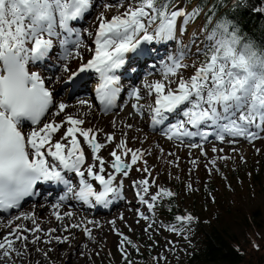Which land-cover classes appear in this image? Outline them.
Segmentation results:
<instances>
[{"label":"snow or ice","instance_id":"obj_1","mask_svg":"<svg viewBox=\"0 0 264 264\" xmlns=\"http://www.w3.org/2000/svg\"><path fill=\"white\" fill-rule=\"evenodd\" d=\"M227 5L0 0V264H54L53 246L71 244L77 232L98 244L91 255L99 256L103 242L94 232L104 225L78 213L121 203L132 223L124 212L107 221L121 264H141L144 249L157 248L154 237L163 231L191 244L197 217L176 214L164 223L157 216L172 212L181 193L158 183L149 158L184 172L179 153L186 150L192 167L181 191L194 195L206 186L196 187L192 178L201 167L226 180L222 163L237 156L246 163L241 140L253 147L264 140V50L245 40L234 15L220 11ZM231 5L232 12L250 7L264 14V0ZM157 45L174 50L158 57ZM89 73L94 95L70 103L87 87ZM104 117L110 130L101 126ZM157 135L175 150L150 142ZM133 224L151 243L133 239ZM175 244L166 240L165 252L149 264H168Z\"/></svg>","mask_w":264,"mask_h":264},{"label":"rangeland","instance_id":"obj_2","mask_svg":"<svg viewBox=\"0 0 264 264\" xmlns=\"http://www.w3.org/2000/svg\"><path fill=\"white\" fill-rule=\"evenodd\" d=\"M260 1L262 3V0ZM195 3L196 0H189V8ZM192 30L190 26L189 32ZM173 50L171 47H162V52H165L163 56ZM148 71L150 70L145 69V72L141 71L140 78H143V74H146ZM92 78L93 76H88L85 79L87 81L86 91L82 89L83 91L79 92L77 97H73L70 103L75 104L76 99L79 98H90L87 91L91 90L89 82ZM135 82L138 86L139 79H136ZM124 100H126V96ZM102 127L110 130L107 125H103ZM145 130L147 131L146 126ZM131 135H136V133H130ZM153 137L154 139L151 142L158 140L161 146L166 149L175 150V146L172 143L165 141L158 135ZM130 146L136 147L139 145L138 143H130ZM237 147L240 149V155L246 158V163L241 162L239 156H237L234 162L229 161L226 166L222 163L221 170L223 176L227 177L226 180L218 174L208 177L203 167H201L192 178L198 181L196 187H201V184L204 182H206V186L194 195H185L181 191L183 184L186 182L185 174L192 167L186 159V150L179 153L182 158H185L181 164V167L185 170L184 172L178 173L176 169L165 165L163 160L157 161L155 157L149 158V163L155 164L157 171L160 173L158 183L181 193L178 198L174 199L179 208L177 214L191 213L198 218V222L192 226L190 233L191 244L167 231L156 235L154 238L159 242V246L154 250L144 249L141 264H149L153 256L158 252L164 253L166 240L176 242V250L167 253L168 264H191L189 257L201 244V230L203 228L208 229L210 226H213L212 224L216 226L221 224L229 235L237 238L239 246L234 244L235 248H239V251L241 248L244 255L243 263L239 264H254L257 259H264V140H257L255 147L242 140ZM255 149H260V152L257 153ZM170 172L173 174L172 177L169 176ZM133 175L136 176L138 174L133 173ZM175 175H179L180 179L176 180L174 178ZM129 192L128 199H132V193L131 191ZM212 197L215 198L214 202ZM77 206L79 207V205ZM120 209L121 206L119 205L111 210H81L82 212L79 215L95 218L104 225L102 230L98 229L94 232L96 240L103 242V251H101L99 256L91 255L93 251L99 250L98 244L89 241L83 233L77 232L76 240L72 241L71 244L53 246L54 251L50 255L54 264H121L120 256L116 249L118 238L109 230V225L107 224L108 220L119 214ZM240 213L245 215V219L247 217L248 224L245 225L241 222ZM157 216L164 223L174 222L169 218L167 210L158 212ZM128 221L132 223V220L128 219ZM117 226L127 232L122 223L118 222ZM133 227L136 230L134 233H130V235L134 240L151 243L146 240L141 226L133 224ZM85 244L88 245L87 248L83 246ZM109 251L112 253L111 258L107 255ZM82 252L89 253V256H81ZM209 264L222 263L211 262Z\"/></svg>","mask_w":264,"mask_h":264},{"label":"trees","instance_id":"obj_3","mask_svg":"<svg viewBox=\"0 0 264 264\" xmlns=\"http://www.w3.org/2000/svg\"><path fill=\"white\" fill-rule=\"evenodd\" d=\"M200 3V0H196ZM249 6H260V0H248ZM231 0H228V5L222 8L221 12H226L228 15L235 16V23L241 29L245 40H250L255 43L261 50H264V14H258L249 8L240 9L235 12L231 11ZM173 211H167L169 218L172 220L173 216L178 213V206L173 200ZM166 211V208L161 210ZM240 220L243 224H248L247 217L240 213ZM237 218V216H236ZM208 229L201 230V244L196 251L191 253L189 260L191 264H209L211 262H219L222 264H239L243 263L244 255L242 250L235 248L237 238L229 235L221 224L216 226L212 224ZM203 232V233H202ZM254 264H264V259H257Z\"/></svg>","mask_w":264,"mask_h":264},{"label":"bare ground","instance_id":"obj_4","mask_svg":"<svg viewBox=\"0 0 264 264\" xmlns=\"http://www.w3.org/2000/svg\"><path fill=\"white\" fill-rule=\"evenodd\" d=\"M161 52H159L157 55H159ZM149 68H151V64H149L147 67H143L142 66V71L144 70V69H149ZM136 81V80H135ZM95 84H96V78L93 80V82H92V84H91V88L93 89L94 87H95ZM80 92V91H79ZM90 94L93 96L94 95V93H93V91L91 90L90 91ZM126 96V95H125ZM124 96V97H125ZM128 101V97L126 96V100H125V102H127ZM95 103H97L98 104V101H95ZM127 110V109H126ZM97 115L99 116L100 114H99V111L97 110ZM121 115H123V113L121 114ZM104 119V123H102L101 124V126H103V125H107V120H109L110 119V117H104L103 118ZM154 139V137H151L150 138V142L152 141ZM242 141V140H241ZM127 183V182H126ZM128 193H130V192H128ZM132 197V196H131ZM120 206H121V209L119 210V213L120 212H124L125 213V215H126V217H128V219L131 221L132 220V215L130 214V213H128L127 212V208H126V206H125V204L124 203H121L120 204ZM77 208H79L78 206H77ZM96 210H102L101 208H98V209H96ZM80 212H82V211H80ZM80 212L78 213V214H80ZM72 246H73V244H72ZM62 252V251H61Z\"/></svg>","mask_w":264,"mask_h":264},{"label":"water","instance_id":"obj_5","mask_svg":"<svg viewBox=\"0 0 264 264\" xmlns=\"http://www.w3.org/2000/svg\"><path fill=\"white\" fill-rule=\"evenodd\" d=\"M263 248H264V245H263Z\"/></svg>","mask_w":264,"mask_h":264}]
</instances>
